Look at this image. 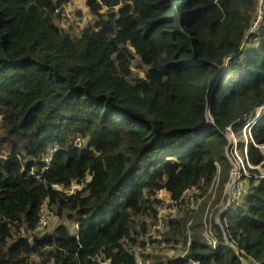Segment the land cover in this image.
<instances>
[{
	"label": "trees",
	"instance_id": "obj_1",
	"mask_svg": "<svg viewBox=\"0 0 264 264\" xmlns=\"http://www.w3.org/2000/svg\"><path fill=\"white\" fill-rule=\"evenodd\" d=\"M64 1L0 0V264H137L159 191L184 204L216 183L227 198L228 129L253 119L216 246L191 211L157 241L264 264V0H88L97 19L78 36L56 22ZM44 207L59 223L40 232Z\"/></svg>",
	"mask_w": 264,
	"mask_h": 264
},
{
	"label": "rangeland",
	"instance_id": "obj_2",
	"mask_svg": "<svg viewBox=\"0 0 264 264\" xmlns=\"http://www.w3.org/2000/svg\"><path fill=\"white\" fill-rule=\"evenodd\" d=\"M88 0H65L62 6L59 9V18H57L56 22L59 26L63 29L71 33L72 35L78 36L80 35L83 28L92 24L96 21L97 15L93 12V10L89 7ZM145 66L141 65L139 60H135V65L133 68V72L136 76H143L144 72L146 71ZM246 131V130H245ZM248 131V129H247ZM230 136V134H228ZM240 142L247 141L245 134H238L237 135ZM233 143L235 144V139H232ZM264 149V147H263ZM233 156L237 158H233L230 154V158H233L234 162L238 165H242L244 159L243 150L240 148H236L234 145L233 149ZM237 161V162H236ZM262 174H264V166L260 167ZM235 169L231 171V179L229 183L226 185L225 192L226 194L229 193V186L232 182V178L234 176ZM249 174V173H248ZM240 184L242 189L246 188L247 180L241 178ZM216 183L212 184L209 187V190L212 189V192L208 191V194L205 197L200 196V190L197 191L195 189H191L186 193V202L184 204L180 203L178 207L176 204L171 201L169 194L166 191H159L157 193L158 198L160 199L161 203L158 205L157 212L161 213L165 216V220L167 221L169 218H175L184 216L187 214V211H191L192 214L196 215L199 218L205 227H213L214 221L218 220V214L220 213L223 208L226 207L228 203V197H222L218 200V189L216 191ZM78 188V185L72 186V190ZM69 191V190H68ZM188 204V208H187ZM194 209V210H192ZM44 215L48 214L44 220L45 226L41 231H50L54 226L59 223V220L56 218L54 214H52L46 207L43 210ZM148 225L150 220H148ZM71 230H76L74 225L70 226ZM214 234L217 232L213 229ZM163 231L156 233V235H152V227L151 225L148 226V234L152 235L150 237V243L145 250L141 253L146 256H167L169 258H177L181 255L182 248L181 246H175L174 244H167V243H159L161 241H157L162 238ZM144 259V264H152L154 261L153 258ZM167 260V259H165Z\"/></svg>",
	"mask_w": 264,
	"mask_h": 264
},
{
	"label": "built area",
	"instance_id": "obj_3",
	"mask_svg": "<svg viewBox=\"0 0 264 264\" xmlns=\"http://www.w3.org/2000/svg\"><path fill=\"white\" fill-rule=\"evenodd\" d=\"M258 23H259V19L256 21V24H258ZM261 113H264V108H262L259 112H257L256 116H259ZM254 121H255V119L249 121L244 127V134H245L246 140H248L247 136L250 133L251 126L253 125ZM247 129H248V131H247ZM228 134H230V136L228 135V137H229L230 142H231V144L233 146V149H234V145L236 146V148H238L237 137H236L235 133L233 132V130L231 128L228 129ZM232 139H235V141H236L235 144L233 143ZM246 150L247 149H245V151ZM49 157L50 156H47V160L49 159ZM235 160H237V158ZM246 160L243 161L242 165H238L236 163L237 164V169L234 168L235 169L234 176H237V184H236V188L234 190L233 201L236 200V199H239L241 197L242 193H243V189L241 187L240 180H241V178H243V174L249 175L248 174V170H247V168L245 166L246 162H247V164L250 167H253L249 163V161L248 160L246 161ZM70 191H72V189ZM209 192H212V189L209 190ZM174 203L178 207V205H180V203H181V200H179L178 202H174ZM187 208H188V204H187ZM47 215L48 214L44 215V213H42V216H41L40 222L38 224V228H37L38 231H40V232H42L41 229H43L44 226H45L44 220H45ZM166 222L167 221L165 220V216H163L161 213L157 212V220L151 226L152 227V235H156V233H158L160 231H163L165 229V227H166ZM152 235L149 234L145 238V247L146 248H147V246L150 243V237H153ZM204 236L209 241V243H211L213 246H216L217 238H216V234H214L213 228L205 227ZM190 245H191V239L189 238L188 241H187L186 247H185V249L182 250L180 256L185 259L187 264H199L198 260H196L194 258H188L187 257ZM142 251L143 250L140 249V248L139 249H134V250L131 251V252L134 253L135 256H137V264H144V262H143L144 259L142 258V253H141ZM101 264H110V263L104 261ZM249 264H259V263L255 262V261H249Z\"/></svg>",
	"mask_w": 264,
	"mask_h": 264
},
{
	"label": "water",
	"instance_id": "obj_4",
	"mask_svg": "<svg viewBox=\"0 0 264 264\" xmlns=\"http://www.w3.org/2000/svg\"><path fill=\"white\" fill-rule=\"evenodd\" d=\"M261 2H262V1H261ZM230 159H231V161H232V163H233L234 168L237 169V164L234 162L233 158H230ZM236 184H237V176H234V177L232 178V182H231V184H230V186H229V193H228V196H229V197H228V203H227L226 207L223 208V210H221L220 213L218 214V220H217V223L220 224V225H221L220 217H221L222 213H223V212L229 207V205H230V204L232 203V201H233V195H234V190H235V188H236ZM225 235H226V234H225ZM226 243H227L228 245H230L231 247H233L237 252H239L238 247H236V246L230 241V239L227 237V235H226ZM242 261H243V264H249V262L246 261L244 258H242Z\"/></svg>",
	"mask_w": 264,
	"mask_h": 264
}]
</instances>
